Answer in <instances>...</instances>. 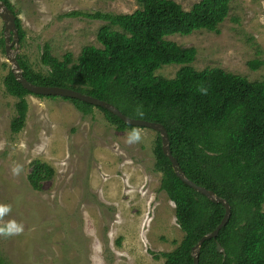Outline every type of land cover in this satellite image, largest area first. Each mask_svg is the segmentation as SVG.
Wrapping results in <instances>:
<instances>
[{"label":"rangeland","instance_id":"obj_1","mask_svg":"<svg viewBox=\"0 0 264 264\" xmlns=\"http://www.w3.org/2000/svg\"><path fill=\"white\" fill-rule=\"evenodd\" d=\"M187 11L200 0H176ZM26 37L19 54L41 63L45 43L62 59H77L85 45L101 47L97 34L104 20L67 17L74 10L132 13L137 0H10ZM43 6V10L42 9ZM219 32L206 29L168 39L195 46L196 69L221 67L250 80L264 78V0H233ZM118 28L117 26H113ZM4 22L0 17V40ZM249 61L260 62L257 69ZM181 65H163L158 75L174 77ZM11 69L0 43V203L11 205L5 221L24 225L23 233L0 237L4 264H163L157 254L172 251L183 239L175 203L161 189L155 170L158 132L139 128L144 139L129 145L130 129L118 130L94 108L84 114L70 100L28 94L26 122L11 129L17 97L4 79ZM47 162L52 178L37 190L28 181L31 163ZM21 166L19 175L12 168ZM176 242V243H175Z\"/></svg>","mask_w":264,"mask_h":264},{"label":"trees","instance_id":"obj_2","mask_svg":"<svg viewBox=\"0 0 264 264\" xmlns=\"http://www.w3.org/2000/svg\"><path fill=\"white\" fill-rule=\"evenodd\" d=\"M3 1L16 13L10 0ZM137 1L140 7L132 13H65L67 17L106 21L97 34L101 47L88 44L77 59L70 51L60 59L45 43L41 63L46 71L35 69L19 54L24 75L36 84L69 87L107 100L131 117L140 118L135 115L139 108L144 119L163 123L171 150L186 175L227 199L232 207L231 218L218 237L203 243L200 264H264V78L250 80L221 67L196 69L192 63L197 48L168 39L199 29L219 32L218 25L228 16L233 0H200L189 11L176 0ZM16 24L23 45L26 33L19 17ZM0 43L5 48L4 37ZM259 63L249 61V66L257 69ZM169 64L181 65L174 77L156 73ZM4 85L18 98L13 132L25 125L29 108L26 96L31 93L70 100L84 114L99 108L120 131L136 127L80 99L30 92L11 69ZM201 85L208 88L207 95L198 92ZM154 155L155 170L163 174L161 189L175 203L177 222L184 232L172 251L155 256L163 255V264H194L192 247L216 228L226 209L176 175L162 150L159 133ZM53 175L50 164L36 159L28 181L40 190L43 181ZM218 241L224 252L218 251ZM4 263L0 257V264Z\"/></svg>","mask_w":264,"mask_h":264},{"label":"water","instance_id":"obj_3","mask_svg":"<svg viewBox=\"0 0 264 264\" xmlns=\"http://www.w3.org/2000/svg\"><path fill=\"white\" fill-rule=\"evenodd\" d=\"M0 17L4 22V39H5V53L7 61L11 65V71L13 72L15 78L18 80L19 83L23 85L24 88L29 90L30 92L36 94H44V95H58L63 97H71L80 99L82 101L88 102L95 106H101L110 112L119 116L124 122L127 124L136 126V127H143V128H150L155 130L160 134L161 141H162V150L164 154L170 159L172 163V167L176 173V175L187 185L194 188L198 192H201L205 196H207L211 201L216 203H222L225 206V214L221 220V222L216 226V228L203 235L199 241L192 247V253L194 258V264H200V252L203 243L210 238H217L219 235L220 230L226 226L229 222L230 217L232 215V207L230 202L215 194V192L207 187L198 184L197 182L190 179L185 171L183 170L180 162L174 156L171 150V143L169 138V132L166 126L157 121H151L144 118H135L125 114L121 109H119L116 105L107 100L101 99L99 97L93 96L91 94H86L81 91L75 90L73 88L64 87V86H47L36 84L28 80L23 72V69L20 65L18 60V55L20 51V38H19V29L16 24L17 14L6 4L5 1L0 0ZM217 249L219 252H224V248L221 242H217Z\"/></svg>","mask_w":264,"mask_h":264},{"label":"clouds","instance_id":"obj_4","mask_svg":"<svg viewBox=\"0 0 264 264\" xmlns=\"http://www.w3.org/2000/svg\"><path fill=\"white\" fill-rule=\"evenodd\" d=\"M41 10H43V6ZM197 90L200 94H208V88L203 85H201ZM135 115L137 117L143 118L144 112L138 108ZM144 136L145 134L139 128L133 127L127 132L125 142L129 145L139 144L143 141ZM21 170V166H14L12 168L13 175H19ZM11 211V205L0 203V237L8 238L14 235H19L24 231V225L17 222L15 219H9L5 221V217L9 216Z\"/></svg>","mask_w":264,"mask_h":264},{"label":"bare ground","instance_id":"obj_5","mask_svg":"<svg viewBox=\"0 0 264 264\" xmlns=\"http://www.w3.org/2000/svg\"><path fill=\"white\" fill-rule=\"evenodd\" d=\"M216 194V193H215ZM219 196V195H218ZM213 202V201H212ZM216 203V202H215ZM222 204V203H221ZM225 207V206H224ZM231 218V217H230Z\"/></svg>","mask_w":264,"mask_h":264}]
</instances>
